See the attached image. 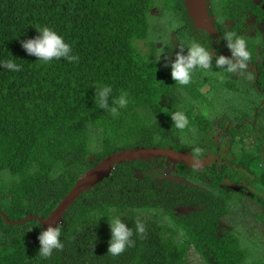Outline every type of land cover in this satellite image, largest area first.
I'll return each instance as SVG.
<instances>
[{
    "label": "trees",
    "instance_id": "1",
    "mask_svg": "<svg viewBox=\"0 0 264 264\" xmlns=\"http://www.w3.org/2000/svg\"><path fill=\"white\" fill-rule=\"evenodd\" d=\"M169 1L175 23L152 27L155 0H0V61L14 59L21 65L19 72L0 68V212L8 220L48 218L85 172L114 153L140 147L178 150L171 115L187 114L190 126L195 111L192 105L187 112L178 103L161 105L179 84L166 66L170 63H160L168 52L156 42L167 49L169 29L182 42L195 38L196 29L185 0ZM41 27L61 35L79 61L44 64L28 55L22 42L35 38ZM139 43L150 46L149 56ZM259 71L258 86L264 89V67ZM104 86L113 89V98L128 93L129 103L116 117L95 104L96 90ZM197 118L200 129L208 131V123ZM262 152L259 139L245 147L240 161L257 169L264 181ZM161 161L121 164L83 193L60 225L63 249L47 259L37 255L43 229L37 220L13 226L0 214V264H189L192 250L201 264H246L238 238L219 236L221 216L231 201L219 186L221 179L206 193L153 175L137 176ZM197 205L204 208L176 214L177 207ZM117 215L133 230L135 244L113 256L108 221ZM137 219L144 224L143 234L136 233Z\"/></svg>",
    "mask_w": 264,
    "mask_h": 264
},
{
    "label": "flooded vegetation",
    "instance_id": "2",
    "mask_svg": "<svg viewBox=\"0 0 264 264\" xmlns=\"http://www.w3.org/2000/svg\"><path fill=\"white\" fill-rule=\"evenodd\" d=\"M208 13L213 19V25L216 30V36L208 33L202 29L195 28L194 37L188 41L178 39V47H174L171 39L167 38L169 44L166 46L161 42V46L157 48H164L168 52L163 55L160 60L161 64L171 63L175 59V54L180 47L186 49L192 42H198L202 46L212 51L214 57L213 68L208 71L196 69L193 72L191 82L188 85L175 86L171 96H165L161 100V105L170 107L171 104L178 103L185 112L188 106L192 105L195 111L193 123L183 130L178 129V150L177 152L191 157L189 164L179 161L175 164L170 163L167 159H162V163H156L152 171L145 174L153 175L158 181L167 180L174 183L178 188H190L195 191L210 193V186L217 178L221 179L219 184L224 192L229 195L231 201L227 204L229 212L221 216L220 237L233 233L238 238L239 243L237 248L239 252L244 253V260L246 264H264V211L261 207L264 206V181L259 177L257 169L246 168L240 161L243 159L245 147L251 148L255 146L256 142L261 140L264 143V89L258 86V79L260 76L259 66L264 67L260 53L264 45V0H208ZM175 32V31H174ZM235 33L236 36L244 38L249 48L253 51L254 63L249 60L246 69L238 71L240 75L237 78L243 79L251 75V81L248 84L242 83L246 86L247 91L253 92L259 103H253L252 112L248 109L247 118L237 122L224 115L219 114L215 118H210L201 113L200 108H206L208 105H218L221 98L225 94L234 93L236 95L242 94L239 87L229 79L225 80L224 74L216 71L215 57L223 55L231 57V52L227 48V42L224 41L226 33ZM176 33V32H175ZM259 39L263 43L260 45L256 43ZM165 62L162 63V60ZM170 59L169 61H166ZM242 73V74H241ZM217 74L219 78L212 81V75ZM233 75V73H231ZM241 76V77H240ZM249 77V76H247ZM190 88L194 95H188L185 91ZM176 95V99L173 100ZM243 95V94H242ZM216 98V99H214ZM169 100L167 105L165 100ZM227 105L223 108L226 109ZM230 106H228V111ZM187 115V114H186ZM197 116L206 125H209L208 131H203L197 124ZM255 131L259 133L260 137H255ZM260 131H263L262 133ZM244 140H248V145L244 144ZM171 148V147H170ZM263 155V152L260 156ZM264 156V155H263ZM164 161V163H163ZM264 164V162H263ZM159 169L168 170L174 176V179L166 177L157 178L154 172ZM139 174V173H138ZM137 174V175H138ZM143 174V173H142ZM214 177H210V175ZM146 175V176H148ZM261 187H258L257 184ZM239 188L240 193H236L235 189ZM256 195L260 197H256ZM177 208H188L191 211L202 210L204 206H181ZM176 208V209H177ZM175 209V211H176ZM247 216L253 215L255 224L252 226L253 235H250L246 240L243 229L238 228L228 229L226 227V220L232 213H237ZM177 214V213H176ZM186 214V215H188ZM183 215V216H186ZM243 215V216H244ZM257 230V232H256Z\"/></svg>",
    "mask_w": 264,
    "mask_h": 264
},
{
    "label": "clouds",
    "instance_id": "3",
    "mask_svg": "<svg viewBox=\"0 0 264 264\" xmlns=\"http://www.w3.org/2000/svg\"><path fill=\"white\" fill-rule=\"evenodd\" d=\"M36 31L38 35L35 38L26 39L22 42L21 46L28 55L35 56L38 61L44 64L61 59L66 60L68 63L79 61V57L73 54L70 44L55 30L49 27H41ZM224 41L227 42L226 46L231 52V57L217 55L214 66L227 73L245 70L249 60L245 39L229 32L225 34ZM186 50L185 54V48L180 47L175 54V59L169 65H166L171 69L172 79L180 85H188L191 82L194 70L208 71L213 68L214 57L212 51L208 48L198 42H192ZM0 68L11 72L21 71V65L17 64L14 59L0 61ZM112 91L113 89L110 86L100 87L96 90L94 99L99 109L116 117L119 115L120 109L127 107L129 99L127 92H122L118 98H113L111 97ZM171 119L174 126L180 130L186 128L189 123L187 116L179 111L173 113ZM108 224L111 231L108 253L118 256L125 252L127 248L134 246L133 230L122 221L120 216L111 217ZM135 230L137 234H143L145 231L144 224L140 219L135 221ZM60 237V224L55 227L49 226L46 230L42 229L38 236L40 247L37 255L47 259L52 256L54 250H62L64 245Z\"/></svg>",
    "mask_w": 264,
    "mask_h": 264
},
{
    "label": "water",
    "instance_id": "4",
    "mask_svg": "<svg viewBox=\"0 0 264 264\" xmlns=\"http://www.w3.org/2000/svg\"><path fill=\"white\" fill-rule=\"evenodd\" d=\"M207 3L208 0H185L187 12L190 18L193 20L194 27L202 29L216 36L217 34L213 25V19L208 13ZM153 159H167L168 162L173 164L179 161L189 164L191 161L190 156L181 154L175 151L173 148L140 147L134 149H125L107 156L93 168L85 172L77 180L72 190L64 197V199L59 203L57 208L49 215L48 218L43 219L41 217L32 215L21 221L11 222L2 212H0V214H2L8 224L13 226H18L32 220H37L42 225L44 230H46L49 226L55 227L57 224L61 225L63 222V217L65 216L67 210L70 209L72 204H74L83 193L90 191L98 184L108 179L119 165L136 161L149 162Z\"/></svg>",
    "mask_w": 264,
    "mask_h": 264
},
{
    "label": "rangeland",
    "instance_id": "5",
    "mask_svg": "<svg viewBox=\"0 0 264 264\" xmlns=\"http://www.w3.org/2000/svg\"><path fill=\"white\" fill-rule=\"evenodd\" d=\"M164 1H169V0H155L156 6L153 8L154 9L153 13L149 17L150 25L152 24V27H155V26L169 27L171 24L175 23L174 22L175 20H170L171 14H169V12H168L169 8H168L167 4L170 5V1L168 3H163ZM169 30H170L169 31V38L171 39V43L174 45V47L177 48L178 47L177 34L174 32V30H172V29H169ZM149 36H150L149 38L152 37L151 34H149ZM153 38L156 39L155 34H153ZM256 43L260 45L263 42L261 40L257 39ZM158 44H159V46H161L160 41L156 42V45H158ZM138 46L139 47L143 46L144 49L146 50V51H144V53L149 56L150 46L148 44L145 45V43H139ZM262 46H264V45H262ZM138 50L142 53L141 49H138ZM167 55H169V54L167 53ZM259 56H261V60L263 62L264 61V47H263V50L261 51ZM169 60L170 59H167L166 61H169ZM164 62H165V59L162 60V63H164ZM216 71L224 74L225 80L229 79L230 81H232L233 83L238 85V87H239V82H241V85L239 87V91L243 95L242 94L236 95L234 93L225 94L221 98L220 104H218V105L213 104L212 106L208 105L204 109L201 107L200 108L201 113L210 117V118H215L216 116H219V114L224 113V115L226 117H227V115H229V118H231L232 120L237 121V122L245 119L244 116H246V117L248 116L247 118H250L249 114H247V111H248V109H250V112H252V109H254L252 107L254 100H255V104H257V103H259V99L256 98V95L253 92L249 93V91H247L248 88L246 86H242V83L249 85V81H251L252 76L247 74V76H249V77L246 76L243 79H239V78L236 79V77H238L240 75V73H238V72L233 73V75H232L231 73H227L226 71L219 69V68H216ZM211 77H212V81H213V78L214 79L219 78V76L217 74H213ZM175 99H176V95L174 96L173 100H175ZM214 99H216V98H214ZM168 103H169L168 99L164 101L165 105H167ZM225 105H227V107L224 110L223 107ZM228 106H230L229 111H228ZM146 175H148V174L139 173L137 176L139 178H142ZM154 175L157 178H161V177H164L166 175V177L174 179V176H172L170 174V171H168L166 169L161 170V172H159V169H158L157 171L154 172ZM257 186L261 187V185L259 183L257 184ZM233 189H235L236 193H240L239 188H233ZM255 196L260 197V196L256 195V193H255ZM190 210L191 209H188V208H177L176 213L178 216H183V215L188 214V212ZM261 210L264 211V206L261 207ZM243 215L244 214H240V212L238 210L237 213L230 214L228 217V220H226L225 223H226V227L228 229L233 228L236 230V228H238V229L242 230L244 228L243 233H244V237L246 240L250 235L254 234V232L252 231V226L255 224V221H254L255 218L253 217V215H250V216H247V215L243 216ZM256 232H257V230H256ZM188 259H189L188 260L189 264H201V259L196 254V252L194 250H192L190 252Z\"/></svg>",
    "mask_w": 264,
    "mask_h": 264
}]
</instances>
